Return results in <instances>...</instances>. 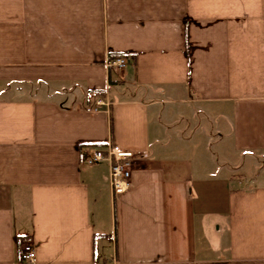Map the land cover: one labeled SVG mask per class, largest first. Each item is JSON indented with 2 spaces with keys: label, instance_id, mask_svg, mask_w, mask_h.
Returning a JSON list of instances; mask_svg holds the SVG:
<instances>
[{
  "label": "crops",
  "instance_id": "0c3cea01",
  "mask_svg": "<svg viewBox=\"0 0 264 264\" xmlns=\"http://www.w3.org/2000/svg\"><path fill=\"white\" fill-rule=\"evenodd\" d=\"M112 145L140 153L118 196L87 163ZM27 243L264 264V0H0V264Z\"/></svg>",
  "mask_w": 264,
  "mask_h": 264
},
{
  "label": "built area",
  "instance_id": "2783aa9c",
  "mask_svg": "<svg viewBox=\"0 0 264 264\" xmlns=\"http://www.w3.org/2000/svg\"><path fill=\"white\" fill-rule=\"evenodd\" d=\"M106 65L108 68L121 70L126 67V59L120 56L113 57L107 60ZM94 103L95 108L105 104L101 99L96 100ZM139 156L140 153L138 152L112 145L93 150L87 157V163L94 165L101 161L108 162L111 191L114 196H118L131 188V167L134 159ZM20 258L25 263L33 264L35 262L36 254L32 244L23 245L20 251Z\"/></svg>",
  "mask_w": 264,
  "mask_h": 264
},
{
  "label": "trees",
  "instance_id": "16d2710c",
  "mask_svg": "<svg viewBox=\"0 0 264 264\" xmlns=\"http://www.w3.org/2000/svg\"><path fill=\"white\" fill-rule=\"evenodd\" d=\"M120 55V54H119ZM111 58H113V57H111Z\"/></svg>",
  "mask_w": 264,
  "mask_h": 264
}]
</instances>
